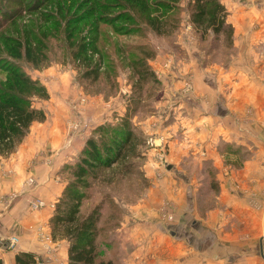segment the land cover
Here are the masks:
<instances>
[{"label": "rangeland", "instance_id": "rangeland-1", "mask_svg": "<svg viewBox=\"0 0 264 264\" xmlns=\"http://www.w3.org/2000/svg\"><path fill=\"white\" fill-rule=\"evenodd\" d=\"M15 1L0 0V8L4 10L7 6L10 9L20 7L16 5ZM31 1L28 0V2ZM48 1L47 4H50L52 1L59 0ZM188 1L181 0L180 6L182 9L179 13L178 26L168 35L146 32L143 35L115 36L117 39L115 46L110 44L109 48L115 55L114 64L116 65L114 74H111L113 78L109 77L111 84L108 81V77H105V79L101 78L97 83H89L81 77L86 70V66L81 62L72 61L68 46L63 41H60L62 37L50 39L53 42L50 44V55L38 67L25 61L19 63L27 74L34 79H38L47 89L48 98L34 97V106H40L39 103L48 105L51 101V93L54 95L53 103L63 100V115L61 119L65 120V135L68 139L78 136L77 139L79 138L80 142L78 145L83 144L81 149L87 139L95 134V129L98 126L102 124L115 126L122 122L126 114L129 116L135 135L133 141L135 148H132L134 150L129 151L124 159L110 168L101 169L96 172V176L88 177V187L85 188L88 197L82 205V212L84 213L99 206L102 214L100 247L105 253L104 257L112 258L117 264H128L123 258L131 254V251L132 254L135 253L134 257L136 259L130 260L132 264L170 263L171 249L160 250L156 254L157 256L151 255L152 251H150L152 253L146 251L149 238L153 237V233L156 230L149 228L150 224L145 225L137 221L134 206L146 203V206L149 203L153 205L154 201L157 202V199L161 198L160 216L165 222L161 227L165 232L166 226L177 219L176 215L178 212L175 210V204L179 203L181 205V199L182 201L186 199V202L188 199L189 205L192 206L190 211L196 209L199 215H205L208 210L214 207L216 195L220 189L217 179L219 168L214 165L213 159H206L208 154L207 146H204L206 145L204 144L205 141L203 142L204 139L199 134L206 128L203 124H193L191 128L184 127L182 118L186 116L185 121H190V115L198 114L197 109L202 104V96L195 91L194 71L197 69L206 72L204 70H207V81L215 87L218 84L217 69L219 70V64L226 68L229 66L231 57L234 54L235 28L229 20V15L231 14V9L229 8H227V22L233 27L231 36L227 37L225 34L217 36L211 29L203 32L194 28L187 7ZM221 1L224 5L226 4V0ZM230 1L249 8L257 7L263 9L264 7V0ZM25 2L26 5L27 1ZM71 2L72 0H62L65 7L71 5ZM44 10L32 11V7L25 8L21 12L23 14L21 19L25 18L26 21L24 22L27 25L32 24L36 28L40 24L45 26L42 16V13L45 14L47 11L45 7ZM1 22L0 49L4 47L5 37L13 35L14 29V25L4 28ZM254 27L257 28L258 26L255 24ZM104 28L107 29V27ZM111 36L113 37V35ZM218 40L222 41L218 42ZM262 40V42H258L256 53L260 57L259 60L261 59L263 63L264 39ZM139 42L148 44V47L153 51V55L146 59L153 76L152 80L144 86L142 98H137L134 92V81L137 76L134 73L129 54L124 51L120 53L116 49L119 44L123 48L125 44L130 45ZM92 57L101 71L106 69L107 59L101 58L98 54H94ZM2 60H5V58L0 52V62ZM8 61L14 63V60L11 61L9 59ZM214 73L216 77H214ZM3 75L0 72V78ZM153 81L155 82L154 85L151 83ZM261 81L264 84V77ZM152 87L153 90H150ZM165 89L168 91H165ZM62 91H65L66 94L69 92V95L60 100L59 95ZM183 101L184 103L190 101V103L187 105V110L182 109L180 111L181 107L178 106ZM86 104L88 106L92 105V112L97 111L98 116L100 115L99 113H103L105 118L99 116L98 120L96 118L93 120L89 119L88 114H85L86 110L82 108ZM119 106H122L120 110L117 109ZM248 113V120L251 117L253 120V114L255 113L256 115V112H254L252 107H250ZM235 117L236 120L246 122L245 112L236 114ZM101 120L103 121L101 122ZM96 136L98 135L96 134ZM81 149L77 152L76 160L69 161L73 154L67 155L58 170V176L64 186L68 181L69 172L63 170V168L68 163L75 164L78 161ZM71 150L75 151V148L72 147ZM220 152L225 153L223 154L221 169L223 173L227 171L228 174L233 170V167L243 164V161L250 154L246 146L231 142H222ZM234 154L237 157L230 158V155L233 156ZM51 158H53L52 154L46 156L47 164ZM169 165H172L175 169L172 170V168L168 167ZM231 177L233 176L231 175ZM29 179L35 178L32 175L28 176L26 182L29 183ZM231 181L234 184L238 183L235 178H232ZM155 183L159 185L156 186ZM161 184L168 186V190ZM235 186H238V184ZM11 196H14L12 198V202H14L17 194L9 195V197ZM254 196V192L248 194L247 201L251 206L256 207ZM57 201L48 203V201L44 200V206L35 208L33 200L31 207L34 210L48 207L54 212L55 206L52 207V204L56 205ZM111 217H115V220ZM125 217H129L130 220L125 219ZM124 219L125 221L123 222ZM130 222L133 225L129 226ZM48 224H42L41 230L39 229L38 232L40 236L42 235L41 238L46 245V257L50 253V245L54 241L50 224ZM47 226H49L48 232L46 231ZM120 228L125 231L124 234L127 236L122 237L120 235ZM138 228L141 231L144 230V232L139 238L140 232L136 242H134L133 239H129L133 237L129 236V234L133 232L136 234ZM44 232L49 233L51 241L43 237ZM12 236L19 238L17 234H13L10 237ZM141 239L143 242L145 241L143 245H141ZM17 247L13 250H16ZM144 247L145 250L143 249ZM181 254L178 251L175 257L180 255L177 257L180 258ZM191 259L190 257L180 258L177 264H196Z\"/></svg>", "mask_w": 264, "mask_h": 264}, {"label": "crops", "instance_id": "crops-1", "mask_svg": "<svg viewBox=\"0 0 264 264\" xmlns=\"http://www.w3.org/2000/svg\"><path fill=\"white\" fill-rule=\"evenodd\" d=\"M225 3L231 9L229 20L235 28L234 54L227 68L219 64L215 87L207 81V70L194 71L195 91L202 96V104L197 109L198 114L190 115V121H185L186 116L182 118L184 127L203 124L206 128L202 134L199 133L205 141L204 146H207L206 159H213L214 165L219 168L217 179L220 189L215 205L205 215H199L196 209L190 211L192 206L188 199L187 202L181 199V205L175 204L179 215L166 226L165 232L161 227L165 223L160 216L161 198L153 205L134 206L137 221L150 224L149 228L156 230L153 237L147 240L146 251H152L151 255L157 256L158 251L171 249L169 264H177L180 258L188 257L196 264H264V84L261 81L264 62L256 53L258 42L264 39V7H244L230 0ZM213 75L216 77L215 73ZM66 95L69 92L62 91L59 99ZM50 97L48 105L39 103L40 106H37L44 110L45 119L31 124L14 152L0 156V234L7 240L13 234L20 238L16 250L0 249V262L3 264H17V252H29L36 259L46 257V245L38 232L42 224H48L53 211L48 207L34 210L31 204L35 199H44L48 203L59 199L64 183L60 181L58 170L67 155L73 154L69 161L76 160L77 152L83 145H78V136L67 138L65 120L61 119L63 100L53 103L54 95L51 93ZM189 103L183 101L178 106L180 111L187 110ZM250 107L256 112V115L253 114L254 121L252 117L248 120ZM82 108L89 119L105 118L103 113L98 116L97 111L92 112V105L86 104ZM120 108L122 106L117 109ZM242 112H245L246 122L236 120V114ZM222 142L244 145L250 151L243 164L230 171L233 177L221 169L225 154L220 152ZM72 147L75 151L71 150ZM51 154L53 158L47 164L46 156ZM231 157L237 156L234 154ZM168 167L175 169L172 165ZM31 175L35 184L26 182ZM232 178L238 181V186L231 181ZM164 187L168 190V186ZM252 192L255 193L256 207L247 201L248 194ZM11 194H17L14 202L10 201ZM131 223L129 226L133 225ZM48 229L49 226L46 227ZM120 230L122 237L127 236L122 228ZM140 232L141 238L144 230L138 228L137 235L130 233L129 236L133 237L129 239L136 242ZM144 243L142 240L141 245ZM68 247L66 237L54 238L47 264H68ZM178 251L182 253L180 258H177L180 255L175 257ZM134 254L131 251L127 255L129 258L124 257L123 260L132 264L130 260H136Z\"/></svg>", "mask_w": 264, "mask_h": 264}, {"label": "trees", "instance_id": "trees-1", "mask_svg": "<svg viewBox=\"0 0 264 264\" xmlns=\"http://www.w3.org/2000/svg\"><path fill=\"white\" fill-rule=\"evenodd\" d=\"M15 2L20 7L0 8L3 27L14 25L13 35L5 37L4 49H0L5 58L0 62V72L4 74L0 78V156L14 152L31 124L45 119L44 110L33 105V98H48L47 89L38 79L27 74L20 62L38 67L50 55V44L53 43L50 39L62 37L60 41L68 46L72 61L86 66L81 77L89 83L108 77L111 84L109 77L113 78L111 74H114L116 65L115 55L109 48L110 44L115 46V36L143 35L146 32L168 35L177 28L182 9L181 0H72L66 7L62 0L50 4H47L48 0ZM24 6L32 7V11H45V7V14L40 11L45 26L27 25L25 18L21 19ZM187 7L194 28L203 32L211 29L217 36L232 35L233 27L227 22V7L221 0H189ZM119 45L116 47L118 52L129 54L137 76L134 92L137 98H142L144 86L153 76L146 62L153 51L143 42L125 44L123 48ZM94 54L107 59L105 70H100L92 57ZM7 59L14 60V63ZM151 83L154 85L155 82ZM134 139L126 114L115 126H98L81 149L78 161L64 166L63 170L69 172L68 181L49 224L53 238L62 236L69 241L68 264H117L112 258L104 257L100 247L102 214L99 206L84 213L82 205L88 197L85 190L88 177L96 176L97 171L124 159L129 151L134 150ZM111 218L115 220V217ZM15 261L17 264H35L36 257L29 252H17Z\"/></svg>", "mask_w": 264, "mask_h": 264}, {"label": "built area", "instance_id": "built-area-1", "mask_svg": "<svg viewBox=\"0 0 264 264\" xmlns=\"http://www.w3.org/2000/svg\"><path fill=\"white\" fill-rule=\"evenodd\" d=\"M34 179H29V183L30 184H33L34 183ZM14 196H11L10 197V201H12V198H13ZM45 205V202H44V200H42V199H36V200H34V202H33V206L35 207V208H40V207H42V206H44ZM55 205L54 204H52V207H54ZM47 232H48V230H46ZM43 237L44 238H46L47 240H50L51 241V236L49 235V233H45L44 232V234H43ZM18 243H19V238L18 237H16V236H12V237H10L9 239H8V244H7V248L8 249H11V250H13V249H15L16 247H17V245H18ZM48 263V258H37L36 259V264H47Z\"/></svg>", "mask_w": 264, "mask_h": 264}, {"label": "water", "instance_id": "water-1", "mask_svg": "<svg viewBox=\"0 0 264 264\" xmlns=\"http://www.w3.org/2000/svg\"><path fill=\"white\" fill-rule=\"evenodd\" d=\"M8 240L0 234V249H5L7 247Z\"/></svg>", "mask_w": 264, "mask_h": 264}]
</instances>
